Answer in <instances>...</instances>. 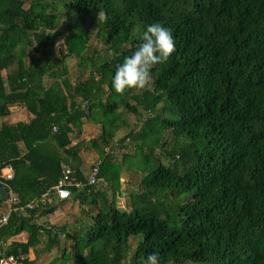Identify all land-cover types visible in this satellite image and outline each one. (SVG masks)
Instances as JSON below:
<instances>
[{"label":"trees","instance_id":"16d2710c","mask_svg":"<svg viewBox=\"0 0 264 264\" xmlns=\"http://www.w3.org/2000/svg\"><path fill=\"white\" fill-rule=\"evenodd\" d=\"M59 17L71 29L64 56H31L34 41L50 51ZM154 22L172 29L176 51L152 68L149 90L116 93V66ZM92 26L99 48L86 44ZM70 58L89 65L73 83ZM15 105L32 118L0 127V170L12 169L18 198L0 226V255L25 256L41 231L46 251L70 241L69 264H145L153 252L160 264H264V0H0V118ZM124 113L143 120L112 142ZM83 122L100 129L102 182L62 188L95 212L43 228L35 220L56 208L61 166L84 182L64 159L77 161L81 142L70 146L69 135ZM130 147L143 176L127 211L115 199ZM21 232L26 243L2 246Z\"/></svg>","mask_w":264,"mask_h":264},{"label":"rangeland","instance_id":"374dc122","mask_svg":"<svg viewBox=\"0 0 264 264\" xmlns=\"http://www.w3.org/2000/svg\"><path fill=\"white\" fill-rule=\"evenodd\" d=\"M64 15V14H63ZM62 15V16H63ZM96 26H92L87 35V46L99 48V40L95 39V34H96ZM68 31V30H67ZM66 31V23L63 20V17H59L57 20V28L53 31L54 33L53 36V43L51 45L50 51H45L43 48L38 45L35 41L33 42V51L31 50V56L34 57H39L43 56V54L46 56V59H59L61 56H64L65 54V36L67 33L69 34L71 29H69V32ZM36 47V48H35ZM65 66L69 72V80L71 83L74 82V79L76 76L83 72V75L81 78L83 79L86 76V71L87 67L89 66L88 64L80 63L76 59H67L65 61ZM129 104L131 102L129 101ZM141 117V118H140ZM143 120V116H133L131 114L124 113V124L126 127L122 128L120 127L116 131L113 132L111 141L116 142L119 138H121L123 135L127 133L128 128H135L136 130L140 127V121ZM86 136H91L92 138H96L97 134L100 133L99 126L97 127H89V129L84 132ZM84 136V135H83ZM164 136H168V133L164 134ZM121 153L127 154L129 156V160H127V165L124 166L121 169L120 172V180H119V185H120V195H118L115 199V204L116 206L121 209V210H129L130 209V204L128 200V194L129 193H137L138 192V182L143 176V173H141L138 170H135L133 165L136 163V157L134 156V149L132 147L128 149H123L120 151ZM119 152H116L114 160L120 158L121 155L118 154ZM157 153V151H156ZM162 160V159H161ZM95 163L92 162V164ZM163 163L165 161L163 160ZM91 164V165H92ZM129 164V165H128ZM128 166V167H127ZM108 196V195H107ZM99 206V201L97 203ZM83 209L84 212H95V207L94 205L88 204V205H82L79 206L77 202H70L66 207H61L56 213H52L50 218V222H54L56 226H61V225H66L68 227H74L75 225H79L80 223L84 222V217L81 214L80 210ZM72 233V232H71ZM60 241V246L58 248L57 253L55 254L57 260L55 257H51L49 260V263L51 264H69L70 259L72 258L73 252L71 251V244L69 240H65L62 236L59 238ZM64 258L62 261H60V258L63 256ZM128 256L127 258H129ZM66 260V261H65ZM128 260V259H127ZM64 262V263H63ZM128 262V261H127Z\"/></svg>","mask_w":264,"mask_h":264},{"label":"clouds","instance_id":"9594fccd","mask_svg":"<svg viewBox=\"0 0 264 264\" xmlns=\"http://www.w3.org/2000/svg\"><path fill=\"white\" fill-rule=\"evenodd\" d=\"M99 19L106 21V14L100 12ZM137 38L139 43L136 49L116 66L112 78V87L121 95L130 89L149 90L153 83L152 68L166 62L176 51L173 31L164 22H154L142 32L137 31ZM145 264H160L158 254H149Z\"/></svg>","mask_w":264,"mask_h":264},{"label":"crops","instance_id":"0c3cea01","mask_svg":"<svg viewBox=\"0 0 264 264\" xmlns=\"http://www.w3.org/2000/svg\"><path fill=\"white\" fill-rule=\"evenodd\" d=\"M2 76H3V72H2ZM31 118L32 116L27 111H25V109L22 106L20 105L11 106L8 108V115L0 118V127L10 126L16 123H27ZM97 126L98 125H94L90 122H83L78 133L75 134L73 133L69 135L70 146H73L74 144L81 142V147L78 152L77 161L76 160L73 161L72 158L67 156L64 157V159L69 162H72L75 166L77 165L76 166L77 170L79 171V174L81 175L82 178H84L87 175L89 168L94 164V163L92 164V162L95 161L96 163L99 160V151L101 150V143L98 141V137L100 133L97 134L96 138H92L91 136H86V134L84 133L86 132L87 129H89V127H97ZM18 147L21 151V154H23L22 143H18ZM114 157L115 156H113V159ZM53 202L56 208L52 213H56L61 207H66L68 204H70V202L73 201L71 200L70 197H67L65 199H60V197L57 194L56 196H54ZM6 209L7 208L3 201L2 207L0 208V216L5 213ZM51 216L52 215L49 214L43 217H39L38 219L35 220V222L37 225H40L43 228L56 226L54 222H50L49 217ZM46 240H47L46 236L43 233H41V231H39L36 236V241L34 246L32 248H29L25 256L19 257L18 259L19 261L17 260L16 264H21L20 261L23 259H26L28 262H31L33 264H49V260L51 257H55V259H57L55 254L57 253L60 245L56 247H52L49 251H46L45 248ZM26 241H27V234L25 232H21L6 239V241L2 244V246L7 247L12 242L26 243Z\"/></svg>","mask_w":264,"mask_h":264},{"label":"built area","instance_id":"2783aa9c","mask_svg":"<svg viewBox=\"0 0 264 264\" xmlns=\"http://www.w3.org/2000/svg\"><path fill=\"white\" fill-rule=\"evenodd\" d=\"M52 131L55 132V128H52ZM98 167L99 163H94L90 168V171L84 178V182H77L71 174V171L66 166H61L62 178L59 182L57 188H62L63 186H73L77 190H81L86 186H93L100 184L102 180L98 177ZM13 177V171L9 166L4 167L0 170V187H3L6 192V197L4 204L6 205V211L0 216V226L4 225L7 221L10 210L14 204L17 203V196L11 191L10 187L7 185ZM30 207L29 205L27 206ZM17 259L11 255L3 256L0 255V264H16Z\"/></svg>","mask_w":264,"mask_h":264},{"label":"water","instance_id":"95a60500","mask_svg":"<svg viewBox=\"0 0 264 264\" xmlns=\"http://www.w3.org/2000/svg\"><path fill=\"white\" fill-rule=\"evenodd\" d=\"M58 196L60 199H65L67 197H71L72 193L68 190H64L63 188H58L57 189ZM6 197V192L3 187H0V199H4Z\"/></svg>","mask_w":264,"mask_h":264}]
</instances>
